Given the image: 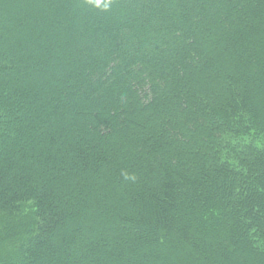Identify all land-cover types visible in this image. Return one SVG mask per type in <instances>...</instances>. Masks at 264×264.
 Masks as SVG:
<instances>
[{
    "label": "trees",
    "instance_id": "16d2710c",
    "mask_svg": "<svg viewBox=\"0 0 264 264\" xmlns=\"http://www.w3.org/2000/svg\"><path fill=\"white\" fill-rule=\"evenodd\" d=\"M0 264H264V0H0Z\"/></svg>",
    "mask_w": 264,
    "mask_h": 264
}]
</instances>
